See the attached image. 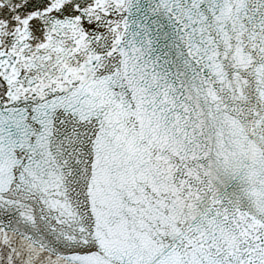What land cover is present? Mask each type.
<instances>
[{
  "label": "snow or ice",
  "instance_id": "6c2138e0",
  "mask_svg": "<svg viewBox=\"0 0 264 264\" xmlns=\"http://www.w3.org/2000/svg\"><path fill=\"white\" fill-rule=\"evenodd\" d=\"M0 264H264V0H0Z\"/></svg>",
  "mask_w": 264,
  "mask_h": 264
}]
</instances>
